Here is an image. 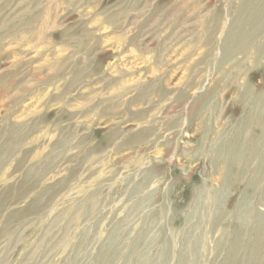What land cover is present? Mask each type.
<instances>
[{
    "label": "rangeland",
    "instance_id": "374dc122",
    "mask_svg": "<svg viewBox=\"0 0 264 264\" xmlns=\"http://www.w3.org/2000/svg\"><path fill=\"white\" fill-rule=\"evenodd\" d=\"M0 264H264V0H0Z\"/></svg>",
    "mask_w": 264,
    "mask_h": 264
},
{
    "label": "bare ground",
    "instance_id": "6f19581e",
    "mask_svg": "<svg viewBox=\"0 0 264 264\" xmlns=\"http://www.w3.org/2000/svg\"><path fill=\"white\" fill-rule=\"evenodd\" d=\"M241 23H243V22H241ZM236 39V37H234V39H232L233 41Z\"/></svg>",
    "mask_w": 264,
    "mask_h": 264
}]
</instances>
